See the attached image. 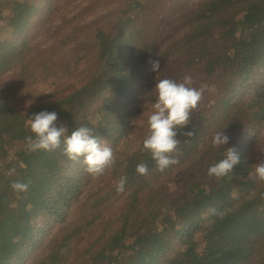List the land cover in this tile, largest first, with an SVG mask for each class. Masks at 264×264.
Listing matches in <instances>:
<instances>
[{
	"label": "trees",
	"instance_id": "obj_1",
	"mask_svg": "<svg viewBox=\"0 0 264 264\" xmlns=\"http://www.w3.org/2000/svg\"><path fill=\"white\" fill-rule=\"evenodd\" d=\"M103 3L109 18L90 22ZM189 74L215 91L178 133L179 163L161 172L143 143L155 85ZM43 110L65 135L92 129L115 164L94 176L63 144L30 151ZM225 128L229 143L214 147ZM228 147L240 163L209 177ZM257 163L264 0H0V264H264Z\"/></svg>",
	"mask_w": 264,
	"mask_h": 264
},
{
	"label": "clouds",
	"instance_id": "obj_2",
	"mask_svg": "<svg viewBox=\"0 0 264 264\" xmlns=\"http://www.w3.org/2000/svg\"><path fill=\"white\" fill-rule=\"evenodd\" d=\"M150 70L160 71V61L150 60ZM193 77L185 75L182 81L164 78L159 80L155 89L157 98L153 104V111L148 118L150 134L144 140V148L151 152L152 158L156 161L157 168L163 172L169 166L179 163V160L173 156L178 151L180 140L177 138L180 130L190 123L191 114L196 110L204 98L206 91H215V86H209L207 83L200 87H195ZM58 114L55 111L43 110L33 114L31 117L30 128L35 134L34 138H27L28 148L35 152L38 150L54 151L61 148L69 159L77 161L83 157V163L87 165L86 170L94 175L100 176L115 164V155L113 149L101 141L93 134L92 129L87 126H80L65 135L68 128L61 124L57 125ZM226 128L217 131L212 139L214 147L225 146L229 143L230 137L226 134ZM186 136H192L191 131L181 133ZM240 163V155L235 147H228L226 156L218 163L208 169V176L217 179L227 176L233 172L234 166ZM137 172L141 175L148 174L146 163L137 165ZM14 171V170H13ZM256 177L264 181V163L255 165ZM11 174V173H9ZM126 183V177H122L118 190H123ZM13 190L27 191L29 184L22 181H13L11 184ZM215 214V209L209 210Z\"/></svg>",
	"mask_w": 264,
	"mask_h": 264
},
{
	"label": "rangeland",
	"instance_id": "obj_3",
	"mask_svg": "<svg viewBox=\"0 0 264 264\" xmlns=\"http://www.w3.org/2000/svg\"><path fill=\"white\" fill-rule=\"evenodd\" d=\"M110 11L109 9L106 8V5H104V3L98 8V12L96 14H94L91 18H90V22H96L99 21V19H108L109 15H110ZM76 51V48L71 49L68 52H73ZM67 52V53H68Z\"/></svg>",
	"mask_w": 264,
	"mask_h": 264
}]
</instances>
